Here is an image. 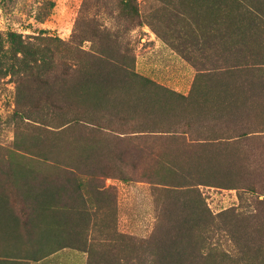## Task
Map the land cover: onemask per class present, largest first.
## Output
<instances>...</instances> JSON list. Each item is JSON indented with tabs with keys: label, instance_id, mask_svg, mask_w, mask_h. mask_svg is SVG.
<instances>
[{
	"label": "trees",
	"instance_id": "obj_1",
	"mask_svg": "<svg viewBox=\"0 0 264 264\" xmlns=\"http://www.w3.org/2000/svg\"><path fill=\"white\" fill-rule=\"evenodd\" d=\"M234 4L240 18L217 41L193 46L204 57L187 53L197 69L187 95L136 69L127 34L147 23L141 0H84L70 49L43 35L35 38L44 47L23 45L14 110L23 132L0 155V264H37L64 248L86 252L87 264L238 261L213 241L219 231L249 252L247 264H264V0ZM165 111L168 121L153 120ZM68 133L70 143L63 140ZM168 134L187 140L177 150L151 151V160L138 150V139ZM101 176L146 181L171 199L151 238L56 230L65 199L83 185H99ZM202 185L255 193L254 211L214 213Z\"/></svg>",
	"mask_w": 264,
	"mask_h": 264
},
{
	"label": "rangeland",
	"instance_id": "obj_2",
	"mask_svg": "<svg viewBox=\"0 0 264 264\" xmlns=\"http://www.w3.org/2000/svg\"><path fill=\"white\" fill-rule=\"evenodd\" d=\"M83 1L0 0V155L10 153V150L14 149L17 132H23L22 128H18L17 118L14 115L20 78L18 59L23 57V45L38 46L39 44L44 47L45 44L39 38H35L43 35L64 40V45L61 46L70 49L69 41L80 15ZM197 3L202 5L199 6ZM220 3L222 7L227 5L231 8L228 10L219 9ZM234 5V0H141L142 19H145L147 23L134 27L127 34L136 54L137 71L160 84L165 82L166 85L172 87L179 86L181 82H184L187 89L191 90L197 73L196 67L191 62H187V67H185L183 63L177 61L178 59L173 61L167 60L163 56L153 55L152 60L146 64L142 59L143 54L155 48L156 38L159 37L178 50H183L187 41V50L201 59L204 55L195 50L193 46L203 41H217L222 28L226 27L225 25L231 26L240 18L239 13L243 12L241 10L237 12ZM105 11H107L105 8L100 9L101 17L109 25H114V19L108 17ZM89 46L90 42L88 41L85 43V47ZM249 46L250 44L248 48ZM59 51L64 52L62 48ZM210 54L208 57H215L212 52ZM163 113V115L157 114L153 120L156 122L168 121L171 116L167 111ZM185 120H187V112ZM51 121L55 123L54 120ZM180 125L187 131V125ZM73 136L74 134L68 133L63 137V140L70 143L73 141ZM166 136L168 137L159 138L156 141L138 139V150L143 152L145 157H150L148 159L151 160V151H161L166 148L177 150L182 141L187 140H181L182 136L187 137V132L180 137H178L179 134ZM53 138L51 137V139ZM144 165L151 166L150 162H145ZM127 170L132 174L134 172L130 169ZM106 179L108 183L120 185L121 194L124 197L122 207L124 212H127V216H122L120 228L125 231L124 233L136 236L138 239L151 238L158 226V220L163 214L162 205L171 199H167L164 192L160 190L161 188L146 181L140 183L133 180L125 184L118 177H106ZM106 179L101 176L100 182L103 183ZM201 191L214 213L231 207L236 208L242 214L254 211L257 195L245 189L202 185ZM95 232L93 236L96 238L105 236L104 231L97 229ZM213 241L217 243L219 249H228L234 252V256L238 259V261L227 262L217 259L218 264H247L249 252L247 251L246 255L239 252L238 246L227 233L219 231L215 234ZM87 258L86 252L66 248L49 260H43L37 264H87Z\"/></svg>",
	"mask_w": 264,
	"mask_h": 264
},
{
	"label": "crops",
	"instance_id": "obj_3",
	"mask_svg": "<svg viewBox=\"0 0 264 264\" xmlns=\"http://www.w3.org/2000/svg\"><path fill=\"white\" fill-rule=\"evenodd\" d=\"M155 45L154 49L147 51L142 56L146 64L152 60L153 55L163 56L167 60L173 61L178 59L177 61L183 63L185 67H187V62L190 63V60L187 58V53H190L187 50V41L183 50H178V48H175L159 37L156 38ZM161 84L184 95H187L190 90V88L187 89L184 82H181L176 87L166 85L165 82H161ZM107 179L99 185L90 183L83 185L81 190L73 192L65 199V201L69 202V206L61 208L57 213L58 220H60L59 223H62L61 225L58 224L56 228L58 232H64L67 235L66 232L82 230L89 232V236H93L98 229L104 231L105 236H102L103 238L125 232L120 228L122 216H127V212H124L122 207L124 197L121 194L120 185L108 183ZM121 181L128 184V181ZM138 182L144 183L143 181ZM67 220L72 223L63 224V221Z\"/></svg>",
	"mask_w": 264,
	"mask_h": 264
}]
</instances>
